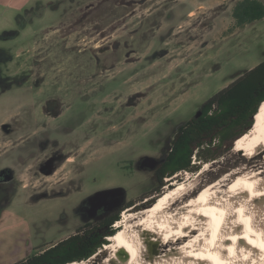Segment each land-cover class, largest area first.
<instances>
[{
    "label": "rangeland",
    "instance_id": "1",
    "mask_svg": "<svg viewBox=\"0 0 264 264\" xmlns=\"http://www.w3.org/2000/svg\"><path fill=\"white\" fill-rule=\"evenodd\" d=\"M239 1L0 0V170L21 171L20 161L32 157L29 147L42 133L63 144L47 152L62 162L54 190L65 194L39 203L19 196L0 211V264H15L36 246L75 234L84 219L81 203L94 192L122 186L127 201L139 203L158 186L149 171L131 174L130 163L164 159L179 128L207 100L264 61V19L238 28L232 12ZM37 79L45 86L28 81ZM52 96L64 109L58 123L56 114H42L48 126L42 129L33 102ZM8 122L16 137L6 143ZM236 142L213 161L193 156L196 171L166 178L162 194L148 202L156 203L173 182L198 180L206 164L192 196L264 163V153L246 155ZM148 202L125 211L144 210ZM256 214L264 219V212ZM160 242L164 250L174 247ZM149 259L142 264H154Z\"/></svg>",
    "mask_w": 264,
    "mask_h": 264
},
{
    "label": "bare ground",
    "instance_id": "2",
    "mask_svg": "<svg viewBox=\"0 0 264 264\" xmlns=\"http://www.w3.org/2000/svg\"><path fill=\"white\" fill-rule=\"evenodd\" d=\"M254 119L255 126L235 141V149L246 155L264 153V103ZM262 164L192 196L206 164L198 180L173 182L153 206L125 211L108 244L90 259L70 264H142L146 258L154 264H264V219L256 214L264 212L263 205L258 210L264 203ZM162 239L174 247L164 250L158 245ZM157 246L164 250L161 256Z\"/></svg>",
    "mask_w": 264,
    "mask_h": 264
},
{
    "label": "trees",
    "instance_id": "3",
    "mask_svg": "<svg viewBox=\"0 0 264 264\" xmlns=\"http://www.w3.org/2000/svg\"><path fill=\"white\" fill-rule=\"evenodd\" d=\"M232 15L238 28L262 20L264 0H241L234 6ZM263 103L264 61L203 104L202 115L198 118V158L205 161L216 160L220 156V149L227 143H235L253 127L254 116ZM195 124L196 120L192 119L180 128L170 156L171 170L167 172L165 166L158 170L157 188L142 196L139 203H147L152 196L161 195L159 191L165 187L166 178L173 179L179 173L196 171L197 167L192 165V158L196 153ZM174 164L178 166L175 167ZM155 201L151 200L146 205L149 207ZM139 203L132 201L129 206L121 209L103 230H100L99 225L80 227L75 234L45 249H37L31 256L15 264H70L88 260L109 243V237L116 234L114 225L121 220L122 212ZM139 209L142 210L138 208L136 211Z\"/></svg>",
    "mask_w": 264,
    "mask_h": 264
},
{
    "label": "flooded vegetation",
    "instance_id": "4",
    "mask_svg": "<svg viewBox=\"0 0 264 264\" xmlns=\"http://www.w3.org/2000/svg\"><path fill=\"white\" fill-rule=\"evenodd\" d=\"M119 22H122V21L119 20L118 23ZM69 27H71L72 29V25H70ZM77 49L82 50L83 52L87 50V49L83 50L80 48H77ZM28 81L34 82L35 84H31V85L38 87V88L44 87L45 82H46V80L44 79L28 80ZM84 82H86V80H84ZM36 102L38 101L33 102V104L37 105L36 108L38 109V112H36L37 113L36 118H37V121H39V123L41 124L42 129H45L48 127L46 121L42 123L44 119L42 114H45L46 116L48 114L49 115L56 114V116H53L52 119L56 123H58L59 114L61 110L64 109V104L63 102L58 100L57 96H52L49 100H46V101H40L38 102V104H36ZM192 119L196 120V124H195L196 153H195V156L198 158V113ZM63 128H66L67 131L69 130V126L67 125ZM18 130H19L17 134L18 138L19 137L25 138V135H22V131L20 129ZM179 130H178L176 137L172 141L171 150L169 154L164 159L159 160L161 162L157 166V168L154 170H151L148 167L147 169H142L143 171L151 172L153 176L156 177L157 179L158 170L162 168L163 166H165V169L167 170V172L171 170L170 169L171 168L170 156L174 151V143L178 138ZM4 131L7 132V133H4L5 138H6L5 140L6 143L9 141H15L16 134L10 122L4 124ZM36 131H38V129H36ZM13 136L15 137L13 138ZM87 142H89V140ZM84 143H86V141ZM62 145L63 144L61 143L59 144L58 140H53L48 136L42 135L41 133V136H39L37 140L32 142L31 146L29 147V150L32 152L31 154L32 157L26 159L25 161L24 160L20 161L21 167H22L21 171L18 172V169L15 170L14 166H9V165L5 166L4 168L0 170V211L5 209L14 199L18 198L19 196L22 197V196L27 195L28 197L32 199L34 203H37V202L39 203V202H44V201L55 200L65 195L63 192H57L54 190V187L58 184V183L55 184L58 181H55L54 183V179H55L54 177H56L55 175L58 174V169L61 167L62 162L58 163L57 153L55 156L53 152H47V148L48 149L56 148ZM66 160L70 162V161H74L75 159L74 157L69 156L66 158ZM140 166L141 165L139 164V161L137 163L132 161L129 167L131 169V174H134L135 170L141 169ZM174 166L177 167L178 165L174 164ZM25 182H29V183H25ZM115 188H123L125 190L124 202L121 203L122 202L121 198H123L122 195L108 197L107 199H100V198L95 199L94 198L99 192L104 191V190H100V191L90 194L81 203L80 211L84 219L82 220L83 223L80 224L77 230L80 227H83L89 224L99 225V227L101 228L100 230H103L107 226V222L115 218L121 209L131 204L132 201H127V195L129 193V190L127 188H124L122 186H117V187H110L105 190L115 189ZM152 191H149L146 194H149ZM137 205L138 204L128 207L126 208V210L131 209V208L135 209ZM48 243H52V242H45L43 244H40L35 247V250H37V247L44 246Z\"/></svg>",
    "mask_w": 264,
    "mask_h": 264
},
{
    "label": "water",
    "instance_id": "5",
    "mask_svg": "<svg viewBox=\"0 0 264 264\" xmlns=\"http://www.w3.org/2000/svg\"><path fill=\"white\" fill-rule=\"evenodd\" d=\"M202 115V110L198 112V118ZM255 118V116H254ZM161 161H159L156 158L153 157H144L141 161V169H149L154 170L157 168V166L160 164ZM122 195L123 198H121L122 202L125 200V190L123 188H115V189H109V190H104L99 192L94 198H100V199H107L108 197H113V196H120Z\"/></svg>",
    "mask_w": 264,
    "mask_h": 264
},
{
    "label": "crops",
    "instance_id": "6",
    "mask_svg": "<svg viewBox=\"0 0 264 264\" xmlns=\"http://www.w3.org/2000/svg\"><path fill=\"white\" fill-rule=\"evenodd\" d=\"M191 14H192V12H191Z\"/></svg>",
    "mask_w": 264,
    "mask_h": 264
}]
</instances>
